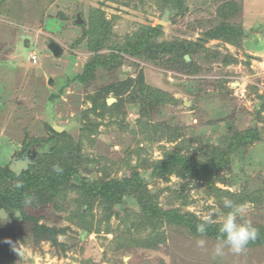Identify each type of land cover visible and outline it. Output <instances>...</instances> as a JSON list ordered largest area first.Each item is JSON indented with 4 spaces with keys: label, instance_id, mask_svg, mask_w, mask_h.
Returning <instances> with one entry per match:
<instances>
[{
    "label": "rangeland",
    "instance_id": "obj_1",
    "mask_svg": "<svg viewBox=\"0 0 264 264\" xmlns=\"http://www.w3.org/2000/svg\"><path fill=\"white\" fill-rule=\"evenodd\" d=\"M101 1L0 0V167L10 168L12 156L29 148L22 147L26 135L30 138L48 136V124L53 129L62 128L63 132L78 139L81 118L90 104L86 102L88 89L74 81V77L82 73L93 55L87 49L86 40L75 44L83 33L76 23L78 15H81L82 23L89 18L92 9L101 8L109 20L117 16L114 31L122 42L128 33L138 30L140 25L149 24L163 26V39L166 41H196L210 26L216 9L213 4H206V0H189V14L174 23L169 15L160 17L155 11L150 12L148 5L140 9L134 5L119 7L115 3L101 5ZM235 1L242 5V12L234 22L243 25L246 33L241 46L211 41L207 47L212 52L234 56L237 64L225 67L222 63L197 60L202 68L200 74L185 75L156 64L159 57H154L157 59H153L156 62L153 63L126 56L121 71L100 70L89 92L117 83L128 73L131 78H136L142 72L149 87L172 96L176 103L165 104L151 116L150 125H162L166 132L182 130L186 139L192 135H203L212 144L224 138L230 123L239 131L259 129L263 132L261 140L234 160L230 176H227L233 177L232 192H239L241 187L252 192L264 190V123L257 119L261 109L258 97L264 96V0ZM52 43L61 46L58 56L49 49ZM31 55L37 56V64L29 59ZM61 90L60 98L50 102L51 96ZM109 99H115L113 104L117 103L115 97ZM124 110L127 111L126 124L132 126L148 112L144 103L136 107L125 106ZM261 117H264V111ZM127 130H120L106 118L93 144L84 148L90 160L101 156L110 163L122 164L135 145ZM159 145L172 148L175 144L165 139ZM159 145L154 146L153 157L156 159L162 156ZM48 149L49 145L45 151ZM93 169L85 164L82 173L89 177ZM125 175L128 176L126 170L119 174L120 177ZM172 181L175 182V178ZM150 184L159 188L167 186L165 182L156 180ZM203 190L199 189L200 193L192 190L191 196L198 199V204L189 206L188 210L204 217L210 213L203 209L207 204L200 199ZM77 197V194L70 193L66 199L60 200V210L52 204L39 210L28 209L29 214L42 218L43 223L66 231L60 242L67 245L68 251L64 256L59 255L45 241L35 246L24 233L25 238L18 249L24 255V259L18 258L23 264H264V247L246 249L241 254L225 249L224 255L216 256L215 240L204 239L205 246L199 247L197 239L170 230L167 231L166 243L156 250L133 247L118 251L113 242L114 235L106 234L104 229L100 234L86 233L71 221L72 213L78 208L75 205ZM246 206L243 221L253 226L264 224V202ZM87 210L88 207L84 206L83 211ZM117 210L119 218L114 215L110 219L114 229L123 228L124 222L120 218L125 215L127 207L124 205ZM92 213L97 219L101 211L95 207Z\"/></svg>",
    "mask_w": 264,
    "mask_h": 264
},
{
    "label": "trees",
    "instance_id": "obj_2",
    "mask_svg": "<svg viewBox=\"0 0 264 264\" xmlns=\"http://www.w3.org/2000/svg\"><path fill=\"white\" fill-rule=\"evenodd\" d=\"M188 2L189 0H102L101 5L115 3L119 7L134 5L140 9L148 5L150 12L155 11L160 17L169 15L171 22L175 23L189 14ZM207 2L216 7L215 17L196 41H166L163 39L164 27L149 24L140 25L138 30L128 33L122 42L114 31L117 16L109 20L101 8L92 9L89 18L78 24L83 33L75 44L86 40L87 49L93 55L82 73L74 77V81L88 89L86 102H89L90 108L81 118L82 128L78 139L67 132L57 133L48 124V136L30 138L26 135L22 142L24 148L40 142L49 145V149L39 156L27 172L18 176L8 166L0 167V210L19 214V218L14 220L0 219V264H23L14 256L13 247L21 248L24 233L35 246L45 241L59 255H66L68 247L60 242V237L66 231L43 223L42 218L29 214L28 209L39 210L52 204L60 210V200L66 199L70 193L78 195L75 200L78 208L72 213L71 221H75L86 233L100 234L104 229L106 234L114 235L113 242L118 251L133 247L156 250L166 243L168 230L187 234L194 239L217 242L221 222L219 215L214 217V223L209 226L205 236H200L197 232V225L202 222L203 216L188 210L189 206L198 204V199L191 196L193 189L200 193L198 190L204 188L200 199L207 203L203 205V209L210 214L214 210L227 211L223 209L225 198L245 205H260L264 202V190L251 192L246 187H241L239 192H232L230 185L233 184V177H227L230 176L234 160L261 140L263 132L259 129L254 127L239 131L230 123L227 124L224 138L217 144H212L203 135H192L186 139L182 130H177L176 133L170 130L166 132L162 125H150L152 115L158 113L165 104L176 103L172 96L149 87L142 72L136 78H131L128 73L117 83L89 92L100 70L121 71L126 56L153 63H156L153 58L159 57L160 61L156 64L185 75L200 74L202 68L197 60L222 63L225 67L237 64L238 60L234 56L212 52L207 45L211 41H218L233 47L241 46L246 35L245 29L243 25L235 23L234 19L242 12V5L235 0H206L205 3ZM104 50L108 53L103 54ZM186 56L191 61L187 62ZM135 65L139 67L138 63ZM62 93L61 90L58 94H53L50 102L58 100ZM111 96L117 99V103L109 106L107 100ZM258 100L261 109L257 119L264 123V117H261L264 96H259ZM142 103L147 108V114L140 116L133 126L126 124L125 106L136 107ZM106 118L120 130L128 129L134 138L135 145L122 160V164L110 163L101 156L90 160L84 150L87 144H93ZM165 139L175 145L172 148L159 145ZM155 145H159L161 158L153 157ZM85 164L94 167L89 177L82 173ZM56 165L63 169L59 174L53 171ZM122 170L128 171V176L120 177ZM173 178L175 182L172 181ZM152 180L165 182L167 186L151 187ZM18 183L22 187H16ZM165 193L169 194L164 196ZM26 196L33 200L31 205L24 204ZM124 205L127 211L120 218L123 219L124 226L114 229L110 219L114 215L119 218L117 209ZM84 206L88 207L87 211H83ZM95 207L101 211L98 220L92 213ZM255 227L258 229L257 239L246 249L264 247V224Z\"/></svg>",
    "mask_w": 264,
    "mask_h": 264
},
{
    "label": "clouds",
    "instance_id": "obj_3",
    "mask_svg": "<svg viewBox=\"0 0 264 264\" xmlns=\"http://www.w3.org/2000/svg\"><path fill=\"white\" fill-rule=\"evenodd\" d=\"M53 171L59 174L63 169L56 165L53 167ZM16 187H22V184L18 183ZM33 200L29 197H25L24 204L31 205ZM245 204H237L233 200L225 198L223 201V209L227 211L214 210L210 215L204 216L201 223L197 225V232L200 236H205L209 226L214 223V217L219 215L220 225L218 229L217 244L215 246V255H224V250L227 249L234 254L243 253L247 246L255 241L258 236V229L250 222L243 221V217L246 213ZM2 217V215H0ZM3 218V217H2ZM11 243V241H6ZM197 246L204 247L206 240L197 239ZM13 249L22 256L17 248Z\"/></svg>",
    "mask_w": 264,
    "mask_h": 264
},
{
    "label": "water",
    "instance_id": "obj_4",
    "mask_svg": "<svg viewBox=\"0 0 264 264\" xmlns=\"http://www.w3.org/2000/svg\"><path fill=\"white\" fill-rule=\"evenodd\" d=\"M77 24H81L83 22L81 15L77 16ZM50 51L53 53L54 56H58L61 53V46L52 43L49 46ZM186 61H190V57L186 56ZM157 59V58H153ZM108 105H112L115 102V99H108L107 100ZM54 130L57 133H62L63 129L55 127ZM48 145L45 143H40V144H34L29 148H26L22 150L19 154H14L11 159V164H10V171L14 173L15 175H21L24 172H27L30 169V166L33 165L34 161L37 160L38 156L47 149ZM0 217L1 220L3 221H9V220H14L16 217V212H6L4 209L0 210ZM21 252V250H19ZM22 253V252H21ZM14 256L16 258L24 259V255L20 256L16 251L14 252Z\"/></svg>",
    "mask_w": 264,
    "mask_h": 264
},
{
    "label": "built area",
    "instance_id": "obj_5",
    "mask_svg": "<svg viewBox=\"0 0 264 264\" xmlns=\"http://www.w3.org/2000/svg\"><path fill=\"white\" fill-rule=\"evenodd\" d=\"M29 59L32 61L33 64H37V62H38L36 55H31V57Z\"/></svg>",
    "mask_w": 264,
    "mask_h": 264
}]
</instances>
